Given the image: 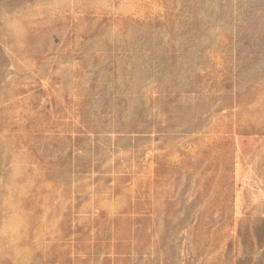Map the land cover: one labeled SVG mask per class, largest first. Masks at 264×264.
<instances>
[{
    "label": "rangeland",
    "instance_id": "374dc122",
    "mask_svg": "<svg viewBox=\"0 0 264 264\" xmlns=\"http://www.w3.org/2000/svg\"><path fill=\"white\" fill-rule=\"evenodd\" d=\"M0 264H264V0H0Z\"/></svg>",
    "mask_w": 264,
    "mask_h": 264
}]
</instances>
